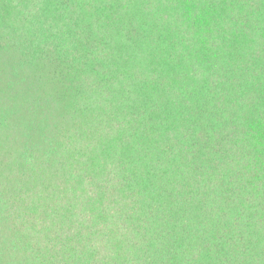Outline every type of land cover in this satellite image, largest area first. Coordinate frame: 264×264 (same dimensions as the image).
I'll use <instances>...</instances> for the list:
<instances>
[{
  "label": "trees",
  "instance_id": "obj_1",
  "mask_svg": "<svg viewBox=\"0 0 264 264\" xmlns=\"http://www.w3.org/2000/svg\"><path fill=\"white\" fill-rule=\"evenodd\" d=\"M0 264H264V0H0Z\"/></svg>",
  "mask_w": 264,
  "mask_h": 264
}]
</instances>
